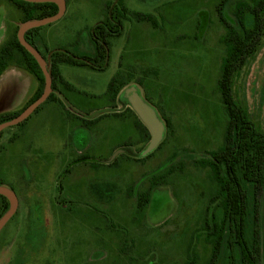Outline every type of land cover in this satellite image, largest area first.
<instances>
[{"label":"rangeland","instance_id":"rangeland-1","mask_svg":"<svg viewBox=\"0 0 264 264\" xmlns=\"http://www.w3.org/2000/svg\"><path fill=\"white\" fill-rule=\"evenodd\" d=\"M65 1L60 19L36 27L37 46L49 63L50 51L94 55V28L122 10L119 1L130 12L151 14L157 26L123 19L122 34L108 38L107 66L94 59L104 68L59 63L65 86L57 79L52 92L61 100L41 104L3 131L0 185L16 193L18 207L0 231V264H205L211 245L196 234L213 185L202 162L222 146L227 123L219 79L229 27L221 16L234 24L241 0ZM259 13L264 22V9ZM248 17L247 29L254 22ZM22 18L14 2L0 1V45L5 29L11 36ZM235 27L244 32L243 25ZM119 62L127 87L136 84L172 125L144 159L133 155L151 134L148 140L126 107L129 95L118 103L108 91ZM39 84L20 66L6 69L0 115L22 110ZM232 94L264 133V28L259 46L234 73ZM144 191L149 202L142 211L137 199ZM4 205L0 198V218L10 204ZM258 215L264 230V187ZM218 264H230L225 248Z\"/></svg>","mask_w":264,"mask_h":264},{"label":"trees","instance_id":"trees-1","mask_svg":"<svg viewBox=\"0 0 264 264\" xmlns=\"http://www.w3.org/2000/svg\"><path fill=\"white\" fill-rule=\"evenodd\" d=\"M11 1L14 2L23 17L21 22L42 19L53 16L58 12L57 4L52 2ZM119 3L122 6V10L115 11L116 14L112 13L110 20L102 22L94 28L96 46L94 55L75 56L66 51H50L52 89H56L57 79L60 84L64 85V80L58 68L59 63L104 68L103 66L95 65L92 62L94 59L96 62L105 60L107 66L110 57L106 48L109 46L108 38L122 34L123 19L151 21L157 26L151 14L130 12L122 1H119ZM263 9L264 0H258L253 7L246 1L241 0L235 3L233 9L234 24L227 21L228 19L224 15L221 16L223 22L229 27L228 36L225 39L227 52L222 62L219 79L221 100L227 114V123L222 146L212 152L213 155L209 161L202 162L203 165L205 164L210 168L209 178L213 185L208 199L204 224L196 234L198 238L204 235L206 241L211 245L210 255L206 259L205 264H218L224 248L227 250L230 264H235L234 260L237 259L236 252H238L237 255L239 256L238 264H264V230L259 222L258 215L260 191L264 187V133L256 129L248 110L238 105L232 94L234 73L242 68L251 53L259 46L262 29L264 28L263 18L259 12ZM247 17L249 20H254L252 28H246L244 20H247ZM235 24L238 26L243 25L244 32L239 33ZM18 29L19 26H16L8 44L6 45L5 43L3 48H1L0 75L8 67L16 65L35 76L40 83L39 88L35 96L24 107L26 108L43 93L45 76L34 56L20 43L17 37ZM36 32L37 28L28 30L25 38L39 50ZM128 84L129 80L125 79L123 74L121 75L120 70L110 81L108 91L115 98ZM50 100H58L54 92L50 94L44 103ZM23 109L15 113L6 112L1 114L0 123L17 116ZM128 109L146 130L149 140L150 132L148 128L133 109L130 107ZM165 121L167 128H170L172 126L170 120L165 118ZM2 134L3 132H1L0 136ZM141 152L133 156L136 159H144L145 157L142 156ZM162 178L166 180V178ZM0 198L6 201L4 207L8 208L10 204L8 199L3 195H0ZM148 202L149 193L147 191L139 192L137 208L143 211Z\"/></svg>","mask_w":264,"mask_h":264},{"label":"water","instance_id":"water-1","mask_svg":"<svg viewBox=\"0 0 264 264\" xmlns=\"http://www.w3.org/2000/svg\"><path fill=\"white\" fill-rule=\"evenodd\" d=\"M29 2L45 3L52 2L57 4L58 12L49 17H45L37 20H29L23 22L18 29L17 37L20 43L34 56V58L39 63L44 76H45V86L41 96L34 102L29 104L23 109L17 116L10 120L0 123V133L11 126L18 125L26 120L41 104H43L50 96L52 92V76L49 59H46L39 50H37L30 42L25 38V34L28 30L36 28L42 25H46L60 19L66 11V1L65 0H25ZM129 95L128 103L131 109L137 114L143 124L148 128L151 139L146 146V148L141 152L142 156L148 155L154 151L164 138L166 131V124L159 117L158 112L139 92L137 85H131L123 92V95ZM0 195L5 196L10 207L8 211L0 218V231L4 228L8 220L16 213L18 207V197L16 193L9 187L0 185Z\"/></svg>","mask_w":264,"mask_h":264},{"label":"crops","instance_id":"crops-1","mask_svg":"<svg viewBox=\"0 0 264 264\" xmlns=\"http://www.w3.org/2000/svg\"><path fill=\"white\" fill-rule=\"evenodd\" d=\"M143 13V12H142ZM136 21V20H135ZM137 22H145V21H137ZM38 34V33H37ZM39 35H43V36H45V33H41V34H39ZM120 67H122V63L121 62H119V68H118V71H120ZM112 78H114V77H112ZM126 82V81H125ZM131 82L129 81V84H130ZM128 84V85H129ZM128 85H126L120 92H119V94L115 97V98H113V100H115V101H117L118 103L119 102H121V100H124V95H123V92L125 91V89H127L128 87ZM134 85V84H133ZM136 85V84H135ZM61 100V97H59V100H54L52 103H56V102H58V101H60ZM124 102V101H123ZM126 105V107H129L127 104H125ZM117 107V106H116ZM116 113H120V112H116ZM134 117V116H133ZM134 125H135V127H137L136 125V120H134ZM142 127V126H141ZM141 127H137L139 130H140V132H141V134H143V130H142V128ZM146 131V130H145ZM146 136H143V141L145 140L144 138H145Z\"/></svg>","mask_w":264,"mask_h":264},{"label":"flooded vegetation","instance_id":"flooded-vegetation-1","mask_svg":"<svg viewBox=\"0 0 264 264\" xmlns=\"http://www.w3.org/2000/svg\"><path fill=\"white\" fill-rule=\"evenodd\" d=\"M10 27H7V29H5V34H4V38L2 40V44L0 45V51H1V48H3L4 44L6 43V45L8 44L9 40L11 39V36H10ZM94 52H95V49H94ZM9 68V67H8ZM7 68V69H8ZM5 130V129H4ZM3 130V131H4ZM2 131V132H3ZM1 134V133H0Z\"/></svg>","mask_w":264,"mask_h":264}]
</instances>
